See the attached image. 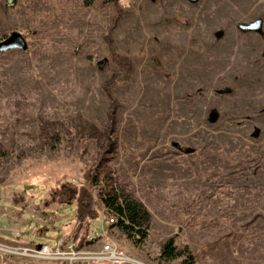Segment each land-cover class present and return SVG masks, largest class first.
I'll return each instance as SVG.
<instances>
[{"label":"rangeland","instance_id":"obj_1","mask_svg":"<svg viewBox=\"0 0 264 264\" xmlns=\"http://www.w3.org/2000/svg\"><path fill=\"white\" fill-rule=\"evenodd\" d=\"M13 32L27 48L0 51V264H71L13 251L77 227L50 194L89 173L151 217L137 241L101 207L81 243L98 228L143 264H184L161 257L170 238L195 264H264V0H0V42Z\"/></svg>","mask_w":264,"mask_h":264},{"label":"trees","instance_id":"obj_2","mask_svg":"<svg viewBox=\"0 0 264 264\" xmlns=\"http://www.w3.org/2000/svg\"><path fill=\"white\" fill-rule=\"evenodd\" d=\"M87 180L89 187L69 182L50 194L51 202L76 206L75 216L78 224L72 238L82 241L89 232L90 222L100 218L101 207H103L105 215L115 216L114 226L127 232L137 241L145 240L147 238L146 226L150 223L151 217L145 206L128 195L119 194L115 189L101 188L94 194L93 191L97 188L99 177L97 174L89 173ZM183 254L184 252L178 251L174 238H170L161 251L163 259L172 260L181 256L184 264H195V258L191 253Z\"/></svg>","mask_w":264,"mask_h":264},{"label":"built area","instance_id":"obj_3","mask_svg":"<svg viewBox=\"0 0 264 264\" xmlns=\"http://www.w3.org/2000/svg\"><path fill=\"white\" fill-rule=\"evenodd\" d=\"M115 220L114 215L109 216L106 218L105 225H113ZM15 233L19 235L20 231L16 230ZM106 238L104 230L96 228L90 232L84 243L79 240L59 238L56 245L34 244L14 251V248L11 247L12 249L9 251L32 258L62 260L71 264H143L128 256L115 241L104 242ZM95 245L97 246L95 247ZM0 249L5 248L0 246Z\"/></svg>","mask_w":264,"mask_h":264},{"label":"water","instance_id":"obj_4","mask_svg":"<svg viewBox=\"0 0 264 264\" xmlns=\"http://www.w3.org/2000/svg\"><path fill=\"white\" fill-rule=\"evenodd\" d=\"M192 2H195L197 0H190ZM8 3L10 5H14L15 0H8ZM261 20H256L253 21L251 23H247V24H240L239 27L246 31V30H251V31H255V30H259L261 27ZM222 35V32H217V36L220 37ZM26 49L27 48V41L25 39V37L18 33V32H13L9 37H7L6 39H4L3 41L0 42V51H7V50H11V49ZM226 92H230V89H226ZM220 93H223V90L219 91ZM217 118V114L216 113H212L211 114V120L214 121ZM258 134V132H256V135ZM186 152H190V150H186Z\"/></svg>","mask_w":264,"mask_h":264},{"label":"crops","instance_id":"obj_5","mask_svg":"<svg viewBox=\"0 0 264 264\" xmlns=\"http://www.w3.org/2000/svg\"><path fill=\"white\" fill-rule=\"evenodd\" d=\"M68 206V205H67ZM65 208H67V207H64L63 209H65ZM76 217V216H75ZM68 222V221H67ZM27 224L25 223L24 225H21V226H19L18 228H20V232H22V228L23 227H25ZM43 226V225H42ZM41 226V227H42ZM48 227H49V225H48ZM50 227H52V225L50 226ZM9 228H11V227H8V229ZM52 229H53V227H52ZM75 229H76V225L75 226H73V230H72V232H70L69 234H60L59 236H57V239H59V238H63V239H65V240H69V239H71L72 237H73V233H74V231H75ZM44 231H50V229L48 230V228H46V229H43V232ZM47 235V234H46ZM42 237H46V236H42Z\"/></svg>","mask_w":264,"mask_h":264},{"label":"flooded vegetation","instance_id":"obj_6","mask_svg":"<svg viewBox=\"0 0 264 264\" xmlns=\"http://www.w3.org/2000/svg\"><path fill=\"white\" fill-rule=\"evenodd\" d=\"M7 2H8V0H7Z\"/></svg>","mask_w":264,"mask_h":264}]
</instances>
